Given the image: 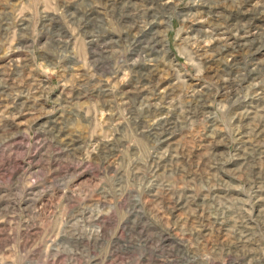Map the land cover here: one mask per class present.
I'll return each mask as SVG.
<instances>
[{"label": "rangeland", "instance_id": "1", "mask_svg": "<svg viewBox=\"0 0 264 264\" xmlns=\"http://www.w3.org/2000/svg\"><path fill=\"white\" fill-rule=\"evenodd\" d=\"M0 264H264V0H0Z\"/></svg>", "mask_w": 264, "mask_h": 264}]
</instances>
